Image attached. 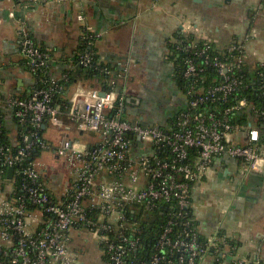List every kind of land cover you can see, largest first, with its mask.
Wrapping results in <instances>:
<instances>
[{"label":"built area","instance_id":"built-area-1","mask_svg":"<svg viewBox=\"0 0 264 264\" xmlns=\"http://www.w3.org/2000/svg\"><path fill=\"white\" fill-rule=\"evenodd\" d=\"M77 18L83 22L81 41L92 47L99 33L84 16ZM19 36L20 52L27 59L34 84L27 96L2 99L0 95V105L3 102L13 109L19 122L30 123L35 129L22 134L21 145L14 152L0 143V182L10 166L13 174L20 173L25 179L19 193L9 191V196L3 197L0 191V264H79L69 235L78 226L98 239L102 257H106L98 264H199L206 255L226 264H244L238 259L227 261L230 245L224 234L216 232L198 239L190 209L194 182L216 159H238L246 172L264 170V125L261 131L250 122L239 125L227 117L232 110L249 109L264 119V102L256 106L240 97L222 113L198 109L247 85L243 47L232 41L217 49L207 41L178 38L174 49L186 54L182 76L193 81L186 91V107L171 125L162 128L126 118L125 89L114 80L102 88H79L68 99L67 107L53 103L54 94L68 80V72L57 76L49 73L53 55L35 42L25 25L19 26ZM77 62L90 66L92 51L79 52ZM100 62L97 57L96 63ZM129 62L121 65L124 75ZM263 65L248 67L256 70ZM206 67L214 69L216 82L208 87L197 85ZM100 70L110 74L109 67ZM257 76L256 90L262 93L264 71ZM65 120L79 131L95 133L97 141L87 149H77L70 139L62 138L53 147L38 132L41 124L59 128ZM237 134L243 137L242 142L236 141ZM36 145L41 150H54L72 170L74 178L62 197L48 191L40 170L43 165L36 156L31 157ZM161 210L165 222L148 260H127L126 255L140 248L142 241V230L130 220L129 213ZM32 221L35 227L30 229ZM174 254L175 261L171 258Z\"/></svg>","mask_w":264,"mask_h":264},{"label":"crops","instance_id":"crops-1","mask_svg":"<svg viewBox=\"0 0 264 264\" xmlns=\"http://www.w3.org/2000/svg\"><path fill=\"white\" fill-rule=\"evenodd\" d=\"M82 15L99 37L92 48L108 64L106 82L125 89L124 116L147 125H166L185 96L175 81L172 45L179 36H192L223 49L232 41L244 49L248 65L264 64V0H0V91L3 96H27L34 77L21 54L19 26L25 25L35 42L50 51L49 73L57 76L71 68L83 35ZM129 62L124 75L121 65ZM79 88H102L96 79L78 81L68 88L69 99ZM163 101V102H162ZM62 127H41V136L56 147L62 138L77 149H87L98 139L79 131L71 122ZM237 138V139H236ZM242 136L237 134L236 141ZM242 142V141H241ZM48 191L62 197L73 172L54 150L36 156ZM13 175V172L11 176ZM1 195L13 191L11 178L0 182ZM191 213L202 237L224 234L230 245L229 260L264 264V170L242 169L238 159H216L194 182ZM35 223H30V229ZM70 248L79 264H98L99 242L83 227L70 230ZM199 264H226L206 255Z\"/></svg>","mask_w":264,"mask_h":264},{"label":"trees","instance_id":"trees-1","mask_svg":"<svg viewBox=\"0 0 264 264\" xmlns=\"http://www.w3.org/2000/svg\"><path fill=\"white\" fill-rule=\"evenodd\" d=\"M179 39H184L186 41L194 38L192 36H179ZM202 41H200L201 43ZM172 54L170 55L173 59V62L175 63V81L177 85L180 87L182 93L184 96L187 97V88L189 87L190 83L193 81L191 78H184L182 76V70H183V60L184 57H186V54L184 52H181L179 50L174 49V44L171 48ZM78 51L74 54L72 58V64L71 68L65 70L68 72V80L63 82V87L59 91H57L53 96V103L61 105L62 108L68 106V97L66 95L68 94V88L77 83L78 81H85L89 79H96L100 85H104L106 83L107 78L109 77L108 74H105L104 72H101V67L108 68V64L104 62L96 63L97 54L95 53L94 49L86 44H84L82 41L79 44V47L77 49ZM83 51H92V63L90 66H81L78 64V53ZM209 52L213 53L212 50ZM195 61L198 63L200 59H195ZM245 74H246V81L247 85L239 89L238 91H235L233 93L228 94L224 100H217L215 103L211 104H204L198 106V109H205L210 111H215L217 113H222V109L228 106L233 105L236 100L240 97H244L248 102L256 105L261 106L264 102V92H259L256 90L258 86L257 81V72L264 71V65L257 67L256 70L249 69L248 65L244 66ZM242 72V71H241ZM203 77L202 79H199L196 84L202 85L204 87H208L209 85H213L216 82L217 75L214 72V69L212 67H206V69L203 71ZM35 76V75H34ZM219 79V77H218ZM1 98L4 99L5 96L2 95L0 92ZM186 97L185 102L183 103L182 107L175 111V113L170 117V119L167 121V125H171L173 123V120L175 119V116L177 113L186 107ZM249 109H240V110H232L227 114V117L231 123L239 124V125H247L249 122L252 125H256L261 131H263V125H264V119L260 113H253V115L248 111ZM221 115V114H218ZM0 143L7 145L10 147L11 151L14 152L19 145H21V136L22 134H25L29 130H34V126H32L30 123H21L17 120V118L14 117L13 109H10L7 107L3 102L0 105ZM166 125V126H167ZM165 125H162L163 128ZM41 135L42 131L39 129L38 131ZM35 150L32 151L31 157L37 156L41 152V148L39 145L34 146ZM193 152L195 153L194 149ZM29 157L26 158V160L23 162L26 164L29 161ZM8 178L7 171L4 172L3 180H6ZM12 184H13V191L19 193L22 191V186L25 183V179L20 175V173H15L11 177ZM29 208H31V205H28ZM129 217L131 221H135L139 228L142 230V241H141V247L129 252L126 255L127 260H134L136 263H139L140 261H147L148 257L152 251V244L155 240V237L160 231L161 225L165 222V216L163 211H150L146 212L145 214H136V212H130ZM193 226H195L193 222ZM177 229H180L177 228ZM199 240H202V236L199 235ZM1 257V256H0ZM102 258H106L104 255ZM172 260L175 261L177 259V256L174 254L171 256ZM185 264V263H184Z\"/></svg>","mask_w":264,"mask_h":264},{"label":"water","instance_id":"water-1","mask_svg":"<svg viewBox=\"0 0 264 264\" xmlns=\"http://www.w3.org/2000/svg\"><path fill=\"white\" fill-rule=\"evenodd\" d=\"M101 94H102V93H101ZM44 126H45V124H41V127H42V128H43ZM29 140H30V138H29ZM12 172H13V167H12V166L8 167V168H7V176H8V177H11Z\"/></svg>","mask_w":264,"mask_h":264},{"label":"rangeland","instance_id":"rangeland-1","mask_svg":"<svg viewBox=\"0 0 264 264\" xmlns=\"http://www.w3.org/2000/svg\"><path fill=\"white\" fill-rule=\"evenodd\" d=\"M163 102V101H162ZM142 125H147L148 124V120H147V117L145 116L144 117V119L142 120V123H141ZM92 238H94V239H96L97 241H98V239L95 237V236H93Z\"/></svg>","mask_w":264,"mask_h":264}]
</instances>
